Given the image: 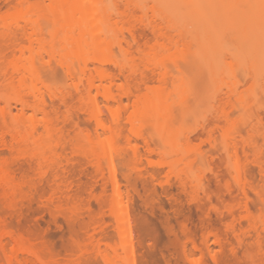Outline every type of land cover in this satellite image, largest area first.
Returning <instances> with one entry per match:
<instances>
[{
	"label": "bare ground",
	"instance_id": "6f19581e",
	"mask_svg": "<svg viewBox=\"0 0 264 264\" xmlns=\"http://www.w3.org/2000/svg\"><path fill=\"white\" fill-rule=\"evenodd\" d=\"M3 1L8 8H0V151H7L9 157L0 155V207L5 210L0 214V264H83L85 260L139 264L141 247L134 236L136 224L131 214L136 189L128 184L130 180H122L131 175L143 181L149 178L164 190L171 178L161 182L159 171L148 168L156 155L162 158V164L190 203L201 201L207 173H215L224 181L228 195L238 193L236 199L225 200L224 234L211 221L203 227L206 235L197 242L195 235L200 224L195 228L191 216L180 223L181 254L187 264H206V258L212 264H220L226 249L235 257L246 234L252 233L256 236L257 253L249 255L250 263L264 264V158L257 144L260 138L264 145V122L261 111L254 112L253 103L259 97L249 95L253 99H247V94L238 92L242 81L235 69L246 64L244 59L237 57L225 63L224 56H218V63L217 58H212L216 53L213 46L228 43L241 51H255V58H248L250 68L243 78L249 77L250 82L244 86L250 91L247 88L263 81L260 90L264 91V0ZM202 50L208 51L206 57L211 56L200 60L202 67L207 72L211 68L208 75L220 94L216 91L213 97L212 121L206 122L205 134L195 143L191 134L175 130L168 98L154 91L152 83L156 81L163 87L168 82L172 74L166 72V66L180 67L178 52L186 51L194 56L193 61H198ZM134 51L152 56L154 68L149 73H135L131 82L125 63L115 54L126 59ZM261 58L259 66L263 69L258 66ZM42 67L58 68L66 87L46 82ZM185 84L188 83H180L182 92L187 93L183 92L184 96H193V87ZM142 88L147 92L143 96ZM130 102L133 111L127 118V128L123 115ZM76 109L85 116L86 124L78 121ZM262 109L263 112L264 106ZM249 111L255 115L235 129L232 114ZM145 126L151 129L150 135L145 134ZM121 143L129 152L120 150ZM204 145L209 146V151L204 150ZM23 150L31 152V175H17L13 170L19 162L17 155ZM216 153L221 156L218 158L224 165V174L213 168ZM248 155L262 176L258 187L252 185L242 163ZM120 162L128 171L124 178L120 176ZM69 164L91 170L101 191H91L83 208L76 204L70 209L72 215L85 209L81 215L86 217L87 239L77 251L67 252L66 247L59 246L69 253L60 259L61 253L54 255L44 243L38 245L28 234L12 230L7 220L31 203L35 195L50 215L61 210L56 193L62 189L67 193L72 185L65 177ZM50 172L55 173L56 188L52 187L48 196L39 194L40 185ZM152 193L157 195L155 189ZM251 195L263 208L256 216L249 205ZM92 202L97 206L96 213ZM212 208L215 213L221 212L217 204ZM245 224L249 227L246 233ZM108 226L112 227L114 241L105 236ZM74 239L76 243L80 241L79 237Z\"/></svg>",
	"mask_w": 264,
	"mask_h": 264
},
{
	"label": "rangeland",
	"instance_id": "374dc122",
	"mask_svg": "<svg viewBox=\"0 0 264 264\" xmlns=\"http://www.w3.org/2000/svg\"><path fill=\"white\" fill-rule=\"evenodd\" d=\"M150 4L151 2H149V5ZM0 8L2 11H6V9L8 8V4L5 3L3 0H0ZM190 9L191 8H189V10ZM195 25L200 26V24H195ZM214 48L215 51L213 52L216 53L215 56H213L212 58L214 59L217 58L216 61L218 63L221 62L218 59V56L219 58H223L224 56L223 59L225 60L224 61L225 63H231L237 57L244 59L243 61H245L247 65L245 64L244 65L245 67L241 66L238 68L236 67L237 69H235L237 77L240 78L242 81V85H241L242 87H239L238 92L242 93L243 96L247 94L246 95L247 99H253L251 98L253 95H256V97L258 95L259 98L258 99L255 98L257 99L258 102L257 101L253 102L254 104L256 103L255 104L256 110L253 106L254 104L253 105L251 103L250 104L253 106L254 112H256V114L259 111H261L259 112L260 114L259 113L258 114L261 116L260 118L264 122V116L261 115L262 113L264 114V111L262 112L263 110L262 108L264 104L262 103L261 104L262 106L259 105L261 102H264V91L260 90V87L263 85L261 84L263 83V81L261 82L259 81L260 83L258 82L260 86L256 83V85L255 84L253 85L255 87L247 88L250 89V91L249 90L246 91L245 89V86L246 87L248 86L247 83L250 82V78L246 77L245 78L247 79L246 82H243L245 80L243 78L245 75L244 73H247V71L250 68L249 60L255 58L256 56L255 51L253 54L252 52L253 50L250 51V49H246V51L247 50L249 51V52L247 51L246 53V51H243V49L242 51L239 50L236 47V45L232 43L230 44L228 43L225 46L216 45L213 46V49ZM207 53H208L207 50H205L202 53H199V55H197L198 61L196 60V58L193 61L192 58L194 56L192 57V55L186 53V51L178 52L176 54V56L178 55L176 58H178L179 60L180 67L178 69L173 68L170 64L166 66V72H170L172 74V75L170 74L172 77L170 76L171 78H168V82L163 87H159V84L156 81L152 83V87L154 91H159L163 95H166V97L168 98V103L171 105V110L175 117V128H176L175 130L178 131L179 129V133L186 134L187 132V134H191L189 136H191L193 142L195 143H197L198 139L205 134V131L208 128L207 123L209 122V120L212 121L211 117L214 114L213 105H215V102L213 101V97L216 96L215 94L216 91L218 92V94H220L217 85L215 87L212 84L213 83L212 78L209 77V75H211L210 73L211 68L209 72H207L206 69L202 67L203 64H201L202 62L200 61L202 59L205 60L204 56L206 57ZM209 53L211 54L212 51L211 52L209 51ZM224 54L225 55L227 54L226 56L228 58L225 57ZM115 55L119 60H122V62L125 63V73L127 74L126 76H128V79H130L131 82L133 78L136 77L134 75L135 73L136 75H138V72L149 73V71L154 68V64H153L154 61L152 59V56H145L143 54L140 55L135 51L132 52V54H130L128 57H126V59L121 58L119 54H115ZM187 55L188 56L190 55L188 57V60H187ZM246 55L247 57H245ZM248 55H251V57L250 56L248 57ZM209 56L210 55L206 57L207 60ZM261 61L262 58L259 61L258 66L259 65L261 66L260 64ZM260 68L263 69V67ZM41 74L46 82L50 84H54L56 86L66 87L63 73L58 68H55L54 70H48L42 67ZM173 77L175 78L173 79ZM123 81L124 80L121 79L122 84H124ZM182 81L184 83H188L185 84V86L188 85V87L189 86L193 87V89H191L192 87L190 88L192 91H194L192 93H195L193 96H190L192 94H188L187 97L184 96L183 92H185L186 90L182 92V87H181L182 84L180 85ZM214 84H216L215 81ZM257 86H259V88H257ZM190 89L188 88L189 92H191ZM141 91H142L141 96L147 93L143 88L141 89ZM6 92L8 93V91ZM130 103L126 113L123 115L124 116L123 124L127 128L130 125L127 122V118L131 116V113L133 111L132 109L133 102ZM253 108L251 111H253ZM61 110H64L63 106H61ZM75 113L78 117V121L81 122L82 124H86L85 116L80 112H78L77 109L75 110ZM253 114L254 113L253 112L250 113V111L247 114H243L242 112H238V113L234 112L232 114L233 127L235 129L241 128L242 125L240 124H243L244 122L248 121L249 116L251 115L253 116ZM135 126L137 127L138 123H135ZM202 126H204V128H202ZM263 126L264 125H262L261 128H263ZM88 127L91 128L90 125H88ZM143 129H145L144 130L145 134L146 133L147 135L151 134L150 133L151 129L148 128V126H145V128ZM243 134L246 135L245 132H243ZM257 144L258 147L262 149L263 158H264V145L260 138L257 139ZM203 148L204 150L209 151V146L204 145ZM120 150L122 152H129L128 148L125 146L124 143L120 144ZM30 154L31 152L28 150H23L20 151V153H18L17 156L19 157L18 159L19 162L18 164L13 166V170L16 172L17 175H21V174L31 175L33 173L34 166L30 165L28 160ZM0 155L2 158L9 157V154L5 150L0 151ZM158 157L159 156L156 155L153 156V158H151L154 160L153 165L148 166V168L150 167L151 169L152 167L153 169H157L159 171L160 177L158 178L162 179V180L160 179L161 182L162 181L164 182V180H166L167 177L171 178V180H168L169 183L167 185L168 187L164 186V190L161 189L159 185H157L158 184L157 182L152 183V181L149 178L147 179L145 178L143 181V179L140 178L138 179L134 175L130 176V174H128V176H130L128 180H125L126 178L122 180V182L125 183L130 180L128 184L134 186V188L136 189V192L134 193H138L137 195L134 193L132 195V197L134 195L135 196L132 198L131 214H133L132 215L134 216L133 220L136 224L134 236L135 238H138L141 247L139 264H187V262L185 261L184 257L181 254V246L183 244V238L181 237L179 231L180 228L179 225H181L183 221L187 222L189 218L188 216L193 217V219H195V225H197L195 228H197L198 225L200 224L199 225L200 228L199 229L197 228L195 235L197 242L201 241L202 237L206 235V232H203L204 228L207 227L208 226L207 224H209V222L211 223V221L212 223L214 222L216 223V226H214L215 229H217L219 233L224 234V222H225L224 216L226 215V212L224 211L223 206L225 204V200L235 198L238 195V193H235L234 191V193L228 195L224 188V181L221 180L220 177L215 173L212 174L207 173L206 180L204 182L206 189L204 194L201 195L202 197L201 201L199 203H190L179 189L177 181L174 179L172 175L168 173V169L162 164L163 163L162 158L160 157L158 158ZM213 157L214 158H212V164L215 172L218 173L217 172L218 170L224 174L225 168L223 167L224 165L221 163L222 161L219 160V158H221L220 154L218 155L216 153V155H214ZM252 158L253 157L248 155L247 157L248 160L247 161L243 160L242 163L243 166L248 171V176H249L248 178H250L251 180L250 182L254 187H258L262 184L261 181L262 176L260 175V170L257 168L258 167L257 164L255 165L252 163ZM122 164H123L122 162L119 163V169H120V176L124 178L127 174L126 172L128 171L126 168H124ZM90 171L91 170H86L83 167L69 164L67 166V172L65 177L69 178V181L72 182V185L71 187H69L67 193L61 187L60 189L62 190L56 193L57 200L62 204L61 210L54 213V215H50L49 210L44 206H42L41 204L42 202L40 201L41 199L39 200L40 197L37 198L35 197L36 196L35 195L31 203L28 204L26 203L21 208L20 212H18V214L14 215L13 217L7 220L8 226L12 230L22 232L24 234H28L33 239V241L38 245L44 243L47 247H49L52 250V253L54 255H56L57 252L61 253L59 257L60 259L66 258L65 256L69 254L67 253L69 252V250L77 251L78 246L84 243L87 239V234L85 232V228L87 224L86 217L81 215L85 212V209H83L82 212L78 215H72L70 209L72 208V206L76 204H79L83 208V206L86 204L89 193L91 191H95L97 193L101 191L100 184L96 183L92 179L90 175L91 173ZM220 172L218 174H220ZM54 174H55L54 172H50L47 175V177L42 181L39 189V194L44 193L46 196H48L51 193L50 189L52 187L56 188ZM152 189L156 190L157 192L156 196L153 195ZM39 194L37 196H40ZM214 204H217L221 208L220 213H215L213 211L212 205ZM92 205H93V211L94 213H96L97 206L95 205L94 202H92ZM249 205L251 207L252 213L255 216L260 214V212L263 210L262 206L255 199L253 195H251L250 197ZM4 213L5 210L2 207H0V214H4ZM197 220L199 222H197ZM244 227L246 228L245 229V233H246L249 230V227L246 224L244 225ZM112 235H113L112 227L108 226L106 228L105 236H107L108 238L110 237L113 238L112 239L113 241L116 240ZM50 236H54V239H50L49 238ZM74 237H79L80 241L76 243L74 241L75 240ZM261 242H262V250L264 251V234L262 235ZM61 245L62 247L67 248L65 250L67 252L59 248V246ZM256 253H257V244H256L255 234L252 233V236H248L246 234L244 242L242 243L241 247L238 249L237 255L235 257L232 256L228 251V249H226L220 256V264L221 263L251 264L249 260V255H255ZM83 264H102V263L100 261H95V260H85L83 261ZM206 264H212L209 258H206Z\"/></svg>",
	"mask_w": 264,
	"mask_h": 264
}]
</instances>
